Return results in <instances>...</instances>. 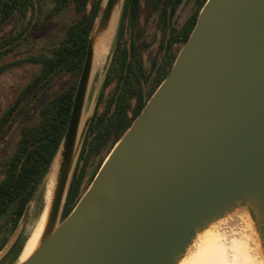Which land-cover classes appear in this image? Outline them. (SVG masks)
<instances>
[{
	"label": "water",
	"instance_id": "95a60500",
	"mask_svg": "<svg viewBox=\"0 0 264 264\" xmlns=\"http://www.w3.org/2000/svg\"><path fill=\"white\" fill-rule=\"evenodd\" d=\"M124 1L100 0L41 180L51 182L42 227L14 264H183L217 251L264 264V0L204 1L168 74L62 217L114 49L89 99L96 60Z\"/></svg>",
	"mask_w": 264,
	"mask_h": 264
},
{
	"label": "trees",
	"instance_id": "16d2710c",
	"mask_svg": "<svg viewBox=\"0 0 264 264\" xmlns=\"http://www.w3.org/2000/svg\"><path fill=\"white\" fill-rule=\"evenodd\" d=\"M184 1L146 0L151 11L165 13L169 9L168 19H171L177 7ZM204 1L192 0L191 11L180 27L169 31L167 25L162 29L160 49L151 58L149 69L145 67L146 60L141 52L142 31L138 28L142 0L124 1L113 57L78 159V162L82 157L92 159L93 171L86 186L105 155L168 74ZM99 11L100 0H0V27L12 16H16L22 24L26 18L40 13L38 20L35 19L32 23L27 21L26 26L18 33L2 40L0 59L14 51L18 40L28 28L38 29L56 16L69 14L71 17L61 27L62 37L48 47L47 53L30 55L21 60L16 59L11 64L0 65V72L21 61L40 66L38 73L25 81L0 114V139L26 111L29 104L39 99L51 87L56 78L65 77L66 82L65 87L54 90L51 97L39 107L36 123L22 125L15 150L3 163L0 174V248L14 232L63 137L86 52V43ZM83 186L75 169L62 217L75 205L86 188Z\"/></svg>",
	"mask_w": 264,
	"mask_h": 264
},
{
	"label": "rangeland",
	"instance_id": "374dc122",
	"mask_svg": "<svg viewBox=\"0 0 264 264\" xmlns=\"http://www.w3.org/2000/svg\"><path fill=\"white\" fill-rule=\"evenodd\" d=\"M192 5V0H185L179 5L178 10L176 11V14H179V21L186 18V16L191 11ZM39 16L40 13L37 12V16L26 18L22 24L19 22L16 16H12L11 18H9L0 27V43L3 39L18 33L22 29V27L26 26L27 21H30L32 23L35 19L38 20ZM167 16V13H160V11H151V6L147 4L146 0H142L138 28L140 29V31H142L141 52L143 58L146 60L145 67L148 69L151 65V58L156 56L157 51L160 49L162 29L165 26L169 25L171 22V19H168ZM70 18L71 17L69 14L56 16L47 21L38 29L31 30L32 28H28V30L31 31L27 30L28 32L26 31V33H23V35L18 40V46L14 49L13 52H11L9 55L2 56V58L0 59V65L4 63L11 64L15 62L16 59L21 60L30 55L47 53L48 47L53 43H56L62 37L63 31L61 30V27L63 26V24L70 21ZM116 35L117 30L112 38L110 46L106 49V52L104 51L105 55L99 58L97 57L89 99L99 81V78L105 70L109 55L113 52L116 42ZM39 69L40 66L38 64L21 61L20 63L0 72V114L14 99L17 91L25 83V81L31 76L38 73ZM64 80L65 77H61L59 79L56 78L53 81L51 87L39 99L29 104L26 111L16 120L14 125L10 128V130L7 131L2 139H0V174L1 169L3 168L4 161L15 150L17 142L20 138V130L22 125H32L37 122L39 107L51 97L54 90L57 91V88L60 89L62 87H65L66 82H64ZM91 163L92 159L90 157L88 159L86 157H82L77 164L76 172L81 177L84 188L93 171V169H91L93 168L91 167ZM43 182L44 180L40 182L34 194L32 195V198L28 202L25 211L15 228L19 229L18 237L7 254L0 259V264H14L22 256L23 250L28 240L30 239V236L35 230L37 221L46 201L45 197L43 196L42 190ZM235 253L236 252L232 251L229 256L228 254H226V252L217 251L214 253V255L210 256L207 252V255L203 256V258H206L207 264H247L246 261H244L241 257L236 256Z\"/></svg>",
	"mask_w": 264,
	"mask_h": 264
},
{
	"label": "bare ground",
	"instance_id": "6f19581e",
	"mask_svg": "<svg viewBox=\"0 0 264 264\" xmlns=\"http://www.w3.org/2000/svg\"><path fill=\"white\" fill-rule=\"evenodd\" d=\"M50 179V178H49ZM49 179H47L46 178V180H44V182H43V186H42V190H43V196L45 197V199H47L48 198V195H49V192H50V185H51V182H50V180ZM43 219H44V211L42 210V212H41V214H40V216H39V219H38V221H37V224H36V227H35V230L33 231V233H32V235L30 236V239L28 240V242H27V244H26V246H25V248H24V250H23V253H22V255H25V254H27L30 250H31V248H32V246L34 245V243H35V241H36V239H37V237H38V234H39V232H40V230H41V227H42V223H43ZM214 238H216V237H214ZM213 240H215V239H213L212 238V240H207L205 243H207V244H211L210 242L211 241H213ZM218 240H221V242L223 241V239H218ZM237 243V242H236ZM235 243V244H236ZM206 244V246H207V248L209 249L210 248V246L209 245H207ZM217 247H221L220 245H221V243H220V241H217ZM212 246L213 247H215L214 246V244H212ZM237 246V245H236ZM203 252H200V253H198L195 257H194V259L192 260V258H189L185 263H183V264H207L206 263V258H201V257H198V256H201V254H202ZM210 263V262H209Z\"/></svg>",
	"mask_w": 264,
	"mask_h": 264
},
{
	"label": "flooded vegetation",
	"instance_id": "af4514ba",
	"mask_svg": "<svg viewBox=\"0 0 264 264\" xmlns=\"http://www.w3.org/2000/svg\"><path fill=\"white\" fill-rule=\"evenodd\" d=\"M178 8H179V6L177 7V9L175 10L174 14L171 17V22H170L169 27H168L169 28V31L170 30L172 31V28L180 27V25L184 21V20H180V21L178 20V15L179 14H176V11L178 10ZM168 12H169V9H166V12L165 13H167V15H168ZM160 13H163V12L160 11Z\"/></svg>",
	"mask_w": 264,
	"mask_h": 264
}]
</instances>
